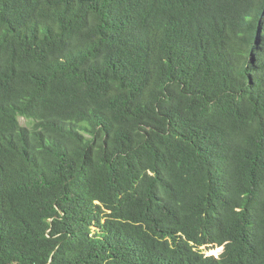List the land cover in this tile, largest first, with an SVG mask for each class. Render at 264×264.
<instances>
[{
	"label": "trees",
	"instance_id": "obj_1",
	"mask_svg": "<svg viewBox=\"0 0 264 264\" xmlns=\"http://www.w3.org/2000/svg\"><path fill=\"white\" fill-rule=\"evenodd\" d=\"M0 264H264V0H0Z\"/></svg>",
	"mask_w": 264,
	"mask_h": 264
},
{
	"label": "rangeland",
	"instance_id": "obj_2",
	"mask_svg": "<svg viewBox=\"0 0 264 264\" xmlns=\"http://www.w3.org/2000/svg\"><path fill=\"white\" fill-rule=\"evenodd\" d=\"M21 123H22L23 125H28V124H29L28 121H27V119L24 118V117H21ZM220 251H222V249H220V248L217 249V248H216V249L206 250L205 252H206L208 255H215V256H218L219 253H220Z\"/></svg>",
	"mask_w": 264,
	"mask_h": 264
},
{
	"label": "clouds",
	"instance_id": "obj_3",
	"mask_svg": "<svg viewBox=\"0 0 264 264\" xmlns=\"http://www.w3.org/2000/svg\"><path fill=\"white\" fill-rule=\"evenodd\" d=\"M220 249H222L223 250V247H221ZM221 252V251H220Z\"/></svg>",
	"mask_w": 264,
	"mask_h": 264
}]
</instances>
